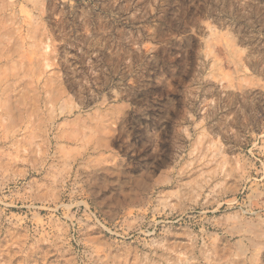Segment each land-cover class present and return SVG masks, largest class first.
<instances>
[{"label": "rangeland", "instance_id": "rangeland-1", "mask_svg": "<svg viewBox=\"0 0 264 264\" xmlns=\"http://www.w3.org/2000/svg\"><path fill=\"white\" fill-rule=\"evenodd\" d=\"M0 264H264V0H0Z\"/></svg>", "mask_w": 264, "mask_h": 264}]
</instances>
